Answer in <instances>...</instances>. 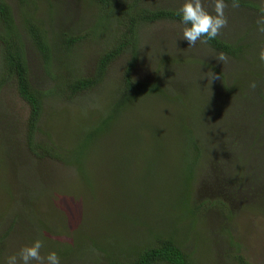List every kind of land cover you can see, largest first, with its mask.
Wrapping results in <instances>:
<instances>
[{
    "label": "rangeland",
    "instance_id": "374dc122",
    "mask_svg": "<svg viewBox=\"0 0 264 264\" xmlns=\"http://www.w3.org/2000/svg\"><path fill=\"white\" fill-rule=\"evenodd\" d=\"M245 1L257 7L226 1L220 32L246 47L241 59L218 61L206 43L182 39L184 24L157 19L138 25L139 43L117 56L119 71L104 79L100 57L130 18L178 10L183 0H112L108 7L5 0L27 46L31 82L44 94L27 138V106L0 76V258L21 247L22 234L39 237L42 252L56 251L60 264H108L170 236L193 264H264V0ZM28 21L45 32L47 61L24 34ZM67 37L75 41L63 55ZM131 62L133 78L150 88L108 117L105 104L116 102L119 73ZM85 76L99 82L68 90L71 78ZM261 113L256 136L253 118ZM37 146L59 155L40 159L30 153Z\"/></svg>",
    "mask_w": 264,
    "mask_h": 264
},
{
    "label": "trees",
    "instance_id": "16d2710c",
    "mask_svg": "<svg viewBox=\"0 0 264 264\" xmlns=\"http://www.w3.org/2000/svg\"><path fill=\"white\" fill-rule=\"evenodd\" d=\"M227 1V0H226ZM97 2L102 3L103 5H107V7L112 3V0H97ZM237 4L239 5H247L250 7L256 8L257 6L253 3L247 2L245 0H237ZM140 17L137 21L132 20L130 18L129 26H125V30L121 33L119 38L117 39L116 43L113 44L114 46L111 48H108V50L100 57V62L102 65L101 72L104 73L106 67H107V75H105L104 79L107 78L110 74V76L118 72L119 70L113 65V62L117 58V56L120 53H123V50L126 49L129 45H133L134 48L136 47V44L139 43V38H137V29L139 28L138 25L141 22H148V21H154L157 19H168L173 20L175 22H181V17L178 15V12L176 9H170V8H156L152 10H141L140 11ZM182 23V22H181ZM183 24V23H182ZM27 31L24 32L25 35H29L31 39V43L34 44L36 49L41 52L42 61H47L50 56V50L49 46L46 44L45 39V32L41 28L40 25L37 23H33L31 21L27 22ZM186 26V25H185ZM0 27L3 29L0 31V43H1V56H0V62L2 69L6 70L0 73V76L2 77L1 84L5 81L4 77L8 76L10 80L14 83L16 86L15 95L19 98L18 100H22L26 106H27V117H26V125H27V131L28 135L32 133L34 130L33 128L36 126L37 121L39 124V117L43 111V90L35 87L31 82L30 77V70H29V64L28 59L26 55L27 46L25 42H23L19 35V30L16 27L15 18L13 14V10L10 7L9 4L5 2V0H0ZM203 40V38H202ZM75 39L73 37H67L65 40L66 48L62 51V54L65 55L67 52L70 51L74 44ZM205 45L204 43H202ZM207 46H210L212 49L218 51V53L223 52L225 55L235 56L238 59L242 58V55L245 54L246 47L232 43L229 39H226L224 35L221 33L219 36L206 43ZM83 54L81 57H84ZM73 59V58H72ZM88 58L86 59V61ZM100 64V63H99ZM134 65L129 63L127 67L124 69L123 74L120 79V73H119V79H118V92L120 93L117 97L116 102L110 100V102L105 104L107 105V108L109 109L108 117L112 115L110 112L111 110H117L119 106L124 104L127 101H130V104H135L139 100L137 98V95H140L146 93L147 89L150 87L147 85V83L143 81H136L133 76L132 72L134 69H132ZM118 70V71H117ZM71 85L68 88V90H72L74 92H80L81 90H85L87 88H90L94 86V83L99 82L96 81V77H82V78H71ZM96 81V82H95ZM155 86V85H154ZM238 94L241 96V91H237ZM75 97V96H72ZM247 96L245 94V99L247 100ZM13 102L16 105V102L14 100V97H12ZM16 109L19 111H22V107H17ZM22 118L24 119L25 124V116L23 114V111L21 113ZM263 113L259 114L257 117H254V132L256 136H260L263 139V136L260 132V122H262ZM108 119V118H107ZM23 124V126H24ZM96 129L91 128L89 129V133L92 135H89L87 137L90 138L95 134ZM79 131H76L74 135L78 136ZM37 138H35L36 140ZM34 140L35 145H38ZM191 146L197 150V156L199 157L200 149L197 147L195 142L191 144ZM182 145H177L176 149L181 148ZM50 151H53L51 153ZM90 151V145L88 148L85 149L84 153H88ZM31 155L35 154L38 158L47 160L48 158H57L59 155V148L52 149V148H44L40 151L39 146H37L36 151L34 150V153L30 151ZM239 161H242V159L237 160L235 162V165L237 164V168L239 167ZM82 162V161H81ZM188 170V169H187ZM83 172H86V170H83ZM171 188V185H170ZM219 190V189H218ZM9 232V230H8ZM7 235V232L4 233V236ZM24 238V239H23ZM37 239H40L39 237ZM36 239H30L26 235H21L19 237V243L22 242L21 247L18 248H12L11 251H13V254H17L19 250L22 247L30 246L32 242ZM43 249V248H42ZM41 249V255L46 256L44 252H42ZM3 256V255H2ZM7 257L3 256L0 258V262H3V264H6ZM162 262H166L168 264H193V260L190 262L188 257L184 254V251L181 249V246L170 236H161L158 237L156 242L144 246L134 252V255L129 258L124 259H117V260H111L108 264H162ZM33 264H35L33 262Z\"/></svg>",
    "mask_w": 264,
    "mask_h": 264
},
{
    "label": "clouds",
    "instance_id": "9594fccd",
    "mask_svg": "<svg viewBox=\"0 0 264 264\" xmlns=\"http://www.w3.org/2000/svg\"><path fill=\"white\" fill-rule=\"evenodd\" d=\"M205 4L209 5L211 11L205 7ZM233 6H238L237 0H233ZM226 7V0H183L181 7L177 10L181 22L186 25L182 32V39L186 40L189 46H194L197 41L207 43L216 39L221 29L228 24L225 15ZM259 31L264 32V23L259 26ZM259 58L264 61V51L260 53ZM216 59L224 63L227 61V56L221 52ZM250 87L255 89L257 85L252 82ZM43 247L44 242L36 239L30 246L22 247L17 254L8 256L6 264H33V262L60 264V257L56 251H49L46 256H42Z\"/></svg>",
    "mask_w": 264,
    "mask_h": 264
}]
</instances>
